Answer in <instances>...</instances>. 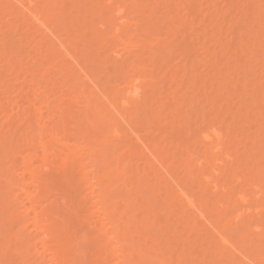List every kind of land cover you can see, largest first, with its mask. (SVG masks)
Wrapping results in <instances>:
<instances>
[{"label": "rangeland", "instance_id": "obj_1", "mask_svg": "<svg viewBox=\"0 0 264 264\" xmlns=\"http://www.w3.org/2000/svg\"><path fill=\"white\" fill-rule=\"evenodd\" d=\"M257 1L258 5L263 7V24H260L261 26L253 24L255 26L253 28L256 29L254 33L258 35L257 40H263V42L260 43L259 41V46L254 44L255 47L252 44L254 41L258 42L254 39L256 34L250 35V30H244L245 28L243 29V36L240 37V33H238L240 28L247 24L244 23L246 15L239 10H241L242 5H245L246 9L250 0H0V127H2L0 128V139L8 131L10 133L15 132L14 130L20 124L16 119L17 117L19 119L29 118L28 124H25V131L20 129L15 133L17 135L13 144L15 143L16 147L13 146L16 149H13L18 150L19 144H22L20 141L22 139H19L23 136L21 133H27L31 130L27 129V126L32 125L31 132H37L38 122L35 119H37L38 114L30 105L31 102L36 103L35 108L37 106L42 108V106L45 107V104L43 105L41 102L45 103L44 101L50 97L49 100L55 101L54 105L52 102L50 104L55 106L54 111L56 106H59L58 112H62V109L64 113H67L69 118L67 120L65 118L66 122L61 120L63 124L67 123L66 129L62 130L61 121L57 119L59 116H56L55 122L51 121L54 119H50L49 113L51 112L49 109L47 112V108H42L41 117L43 116L45 120L50 119L49 122L51 121V123H48V120L45 121L43 117L41 119L48 123V127L57 125L56 128L63 136L60 135L63 143L66 141L70 146L76 145V150L81 149L82 153L83 148H85L86 154H84L88 158L84 155L81 157H85L82 159L83 162H86L87 167L91 166L88 170H92L93 176L95 175L94 178L91 177L94 182L99 183L98 179V181L94 180L98 178V175L104 176L108 173L110 177L107 176L106 179L102 177L100 181L103 185L110 186L109 190L116 192V200L122 202L127 200L128 215L123 214L125 206L120 204L115 213V219L123 230L125 222L128 219L130 221L127 229L131 233L129 238L132 244L138 246L139 250L135 264L142 263L143 255L148 258L147 264H191L190 260L181 259L188 254L186 249L189 247H191V252L192 248L195 247L194 255L198 257V264H208L209 260H215V264H222L223 252L218 248L219 246L213 237L209 235L212 230L203 225L200 219H196L195 223L183 219L185 217H183L182 212L186 211V215L191 213L178 198L177 188L172 187V179L174 181L184 177L180 180L182 183L187 178L188 172L179 165L180 163L175 162L170 157L166 158L165 165L171 168L169 174L171 176L166 175L156 161L153 160L151 163L152 160L149 159V155L144 154L143 147L138 143V137L147 145L154 143L162 147L163 140H166L168 148L171 150H173L174 145L178 144L182 153L185 152L186 148L190 154L194 151L200 153L202 144L199 141L198 132L206 130L210 124L219 126L220 121L217 116V118L207 119L205 123L202 121L195 122V114L196 112L200 114L209 109V106L207 107L204 102L201 104L200 102L204 97L208 98L207 93L216 90L219 94L216 112L225 121L226 130L230 126L233 137L238 134L243 135L241 143L236 140L233 144L234 148L230 151L235 153L237 150L238 153L235 157H238L245 153L244 143L246 141L256 140L254 144L252 140L249 144L250 147H254L250 151V155L256 161H263V164L258 167L260 178L256 180V183L263 184L264 203V0ZM19 3L29 7L31 15L24 14ZM118 7L124 8L122 16L123 19H129L131 22L130 30L135 35V41H130L122 29H120L119 34L121 40L113 37V27L120 22L116 18L117 16L113 15V11ZM107 8L110 9V12H106ZM226 11L229 12L226 14ZM95 12L99 14L94 16L93 13ZM104 12L106 15L104 14L102 17ZM34 17L38 20L35 21ZM237 20L241 23L240 25H238L239 23L235 24ZM150 22L156 23L157 30L159 29L158 35L155 37L157 39L153 41L156 44L153 49L155 54L150 53L149 47L142 46V41L148 39L144 35L146 34L144 28ZM122 40L125 41V44L122 43ZM249 53L252 55L247 56ZM205 58H209L211 61L206 63ZM260 59H263V63L259 62ZM133 61L139 62L138 66L153 64L158 67V70L152 76L145 71L140 82L143 88L141 89L140 102L137 104V102L130 100L125 112L128 115L132 114L136 109L135 104H137L138 108L147 107L148 110H146L150 113L140 112L138 116L134 117L127 115V124L121 122L123 135L116 139L112 137L114 125L111 122L114 121L113 116H109L110 122L108 123L106 121L99 122L93 116L94 113H90V119H88L84 112L82 94L91 99L92 109H94V105L97 106L98 104L99 107L109 108L113 102L114 93L124 90L126 79L135 74V72L123 68L127 63ZM213 74H216L215 78H221L216 80L212 77ZM161 76L164 77V82L158 84L151 82V78L157 80ZM172 78L180 85L179 89L177 88L178 95L176 98L178 100L177 105L182 104V110L179 113L184 114L183 120H181L182 116H177L171 111L175 101L169 96L168 87L170 85H165L169 84ZM199 80L207 89L200 94L193 85V82ZM246 84L248 86H245ZM36 92H41V97L37 98L39 105L35 100ZM205 93L206 95H204ZM123 94L124 92L118 94V106L121 104ZM151 95L163 98L162 101L158 102L157 107L153 106V102L144 104L143 100L146 97L151 98ZM246 98H250V100L245 102ZM15 106L17 109L22 107L21 111L20 109L17 110ZM28 107L31 108L27 109ZM52 108L50 110H53ZM165 108L169 109L166 110ZM68 111L74 115L70 116ZM155 112L159 113L160 117L166 118L161 125L155 124V118L152 116ZM12 113H15L13 114L14 117L12 122L8 123L7 116L12 115ZM188 114L192 115L189 123L186 118V116L190 117ZM233 118H235L234 121ZM56 120H59V123ZM52 122L54 123L52 124ZM19 134H21L20 137ZM17 137L19 138L17 139ZM64 138L65 140H63ZM35 145L32 146L34 149L29 148L30 145L28 147L23 145L21 148H24H19V150H23L21 153L25 156L29 153L35 154L38 152L35 147H39ZM52 147L57 151V147L61 148L55 147L54 144ZM28 148L29 150H27ZM93 148L97 153L99 152V159H104L101 155L109 152L108 157L112 163L106 166L105 162L102 163L104 160L98 158L96 163L94 160L90 162L89 154ZM41 149L40 147V151ZM169 153L175 152L170 151ZM38 158H35L36 162L34 163L41 161V157L39 160ZM118 160L123 174L118 177L111 176V173L119 175L114 171ZM8 162L6 149L0 142V182H7ZM34 165L40 166L39 163ZM125 167L126 169L123 170ZM204 167L207 168V165ZM238 167L239 171H242L246 183H248L254 167L251 166L252 169H246L245 165ZM43 171L45 169L41 172ZM125 176L136 183L129 199L126 188L122 184ZM62 178L57 180L55 184L57 196L50 198V201L48 199L46 206L48 204V209H54V211L59 209L58 216L51 215V221L54 220L55 223L58 220L57 224L67 222L71 227L76 228V224H80V226L84 224H81L82 221L76 222V224L71 221L73 219H70L72 215L69 212V207L72 209L73 205L75 207L77 203L80 204L76 208L81 210L80 215L84 217L90 211L88 207L85 209L82 199L80 201L71 199L74 195V189H72L73 185L68 182L72 178L70 172L66 173V176L63 175ZM223 181L227 182L229 187L234 186L229 177H225ZM96 183L94 185H97ZM1 185L3 189H0V212L3 210L2 207H5L6 204L8 206V201L5 200L12 194V192L10 195L6 193L4 183ZM31 185L30 189L35 190L36 186ZM199 187L200 185L196 182L191 186L194 189L195 197L199 196L204 201L207 215L211 217L212 221H215L218 216L213 215L212 211L215 210L214 205L221 204V201L219 197L212 195L211 189L203 190L204 188L199 189ZM96 188L97 193L98 187ZM241 190L249 194L253 192V189H249L248 185L241 186ZM84 191L85 189L81 191V194L86 196L91 192L90 190H88L89 192ZM15 194H18L17 191L13 192V197ZM55 199L57 203L54 202ZM60 199L63 200V203ZM64 199L67 200L66 205H64ZM50 204H53L54 208ZM1 216L3 217L4 214H0ZM89 219H91L90 224L93 226L92 222L95 217L90 216ZM9 220L13 221V218ZM17 220L19 223L15 228H11L14 221H9V225H0V231L5 229L6 232V229H10L12 232L14 231L12 229H16L19 235H27L29 231H25V228L29 227V223L22 227V220ZM214 224L216 225V223ZM219 224L222 226L223 222H219ZM194 225L198 229L192 230ZM92 226L89 227L92 228ZM89 227L88 229H90ZM77 228L76 230H79ZM11 232L7 231L6 233L12 237ZM6 233L0 235V246L7 244L6 237L9 236L5 237ZM240 235L244 237L241 239L240 246L247 249L245 254L233 259V264H264V215L263 242L259 241L257 236L249 234L248 229L243 230ZM8 239L12 240V242L9 240L12 243V253L8 255L7 261L3 260L1 264H24L25 256H19L16 252L21 246V242L14 241L10 237ZM4 240L6 241L4 242ZM35 240L37 242V238ZM82 241L85 243L80 241L78 242L80 244H75V248L79 250L82 247L80 251L83 253L85 251L88 255L92 251V243L86 240ZM209 251L213 254L212 256L211 254L210 256L207 255ZM260 251L263 253L260 254ZM85 259H81V264H96L94 263L96 259L91 263L89 256ZM99 261L104 262L103 260Z\"/></svg>", "mask_w": 264, "mask_h": 264}, {"label": "bare ground", "instance_id": "obj_2", "mask_svg": "<svg viewBox=\"0 0 264 264\" xmlns=\"http://www.w3.org/2000/svg\"><path fill=\"white\" fill-rule=\"evenodd\" d=\"M248 3L246 5V9L244 7L245 5H242L241 10H239V12L242 11L244 13L242 12L241 13L246 15V19L244 20V23H247L245 27L240 28L238 32L240 33L239 35L240 37L244 35V30H250L249 32H250V35L252 34V36L253 34L257 35V33H254L256 29L253 28L255 27L253 26V24H255L256 26L257 25L261 26L263 24L262 22L263 21L262 19L263 7L261 6L262 7L261 8L259 6L260 4L258 5L257 0H250V2ZM19 6L21 7V11L24 14L31 15V10L29 7H25L23 3H19ZM249 7H251L252 9ZM123 9L124 8L118 7L116 10L113 11V15L117 16L116 18L120 20V22L113 27V37L115 39L121 40V37L119 36V34H120V29H122L124 30L125 34H127L130 41H135V35L130 30V26L132 25L131 22L129 21V19H123V16H122V14H124ZM100 11L102 10L100 9ZM106 12H110V9H108ZM106 12L102 13V17L104 16V14L106 15ZM228 12L229 11H226V14ZM98 14H99L98 12L93 13L94 16ZM222 16H224V13H222ZM34 18H35V21L38 20L36 17ZM236 23L238 24L239 20H237L235 24ZM240 24L241 23H239L238 25ZM158 30H157V25L154 22L153 23L150 22L149 25H147V27L144 28V32L146 33L144 35H146L148 39L144 41L141 40L142 46L149 47L151 54H155L153 49L156 46V44L153 41L157 39L155 37L158 35L157 33ZM257 37L258 35L254 39L257 40ZM259 41L257 43L254 41L252 45L255 44L259 46ZM261 41L263 42V40ZM122 43L125 44V41L122 40ZM203 46H204V43H203ZM248 55L250 56L252 55V53L247 54V56ZM204 60L206 61V63L211 61L209 58H205ZM259 62L263 63V59H260ZM139 64H140L139 62L133 61V62L127 63L123 67L124 69L130 70L131 72H135V74L132 75V77L126 79L125 87L123 88L124 90H120L118 92L114 91L115 93L113 97V102L110 104L109 108L99 107V104H98L97 106L94 105L95 107L94 109H92L93 105L91 103V99L87 96L85 97L82 94V96L84 97L83 98V105L85 109L84 112L87 115L88 119H90V113H94L93 116H95L99 122L106 121L108 123L110 122L109 116L111 115L113 116L114 121L111 122L114 125L112 137L116 139L121 138V136L123 135L122 133L123 125H121L122 124L121 122H123L124 124H127L126 118L128 114H126L125 109L127 108L129 101L133 100L137 102V104H139L140 102V95L142 92L141 89H143L140 82L142 81V76L145 75L144 74L145 71L149 72L150 76H152L158 70V67H156L153 64L138 66ZM215 76L216 74L212 75V77H214V79L216 80H219L221 78V77L215 78ZM199 77H202V76H199ZM163 80H164L163 76H161L157 80H155L154 78H151V82L157 83V84L164 82ZM201 82L202 81L200 80L193 82V85L199 94L202 93L203 90L207 91L206 87ZM171 85H174L173 86L174 88ZM165 86H169L168 87L169 96L173 101H175L173 102V107L171 111L174 112L177 116H182L181 120H183L184 114L179 113V111L182 110V104L177 105L178 100L176 98V95H178L177 90L179 89L180 85H178L176 80L172 78L169 84ZM245 86H248V84H246ZM121 92H124V94H123V97L121 98V104L120 106H118L119 105L117 104L118 94ZM36 93L37 95L35 97L36 98L35 100L36 102H38L41 92H36ZM204 95H206V93ZM207 95H208V98L204 97V99H202L200 104L204 102L207 105V107L209 106V109L200 114L194 110V112H196L195 122L202 121V123H205L207 122V119L217 118V116L220 122H219V126L210 124L206 130L198 132L199 141L202 144V150L200 153H196V151H194L193 153L190 154L189 153L190 151L187 150L188 148H186L185 152L182 153L179 150L180 146L177 143H176L177 145H174L172 147L173 150H171L168 148V143H166V140H163L162 147H159L158 144H154V143L152 145H147L140 137H138V143L139 145L143 147L144 154L149 155L148 156L149 159L152 160L151 163H153V160L156 161L159 164V166L163 168L164 173L166 175H169L171 173V168L165 165L166 158H170V157L175 162L180 163L179 165L183 166L184 169L188 172L187 178L184 179L182 183L180 182V180H182L184 177L179 180H174V181L172 179V182H173L172 187L177 188L178 198L180 199L181 202H183V205L191 213L190 215H186L185 214L186 211L182 212V214L184 215L183 217H185L183 219L191 221L193 223H195L196 219H200V221L203 222V225L208 226L212 230L211 232H209V235L213 237V239L219 246L218 248L222 250L223 252L222 257H224V260L222 264H233L234 258L240 256L241 254L246 253L247 248L244 246H240L241 239L244 238L242 235H240L243 230L248 229L249 234H253L257 236L259 241L263 242V215H264L263 184L259 185L258 183H256V180L260 178L259 176L260 172L258 170V167L259 165L263 164V161L261 160L256 161V159H253L252 155H250L251 154L250 151L253 150L254 147H250L249 144L251 140H252V143L254 144V142L256 141L255 139H250V141H246L244 143L245 153H243L242 155L238 157H235L238 151L236 150V152L233 153L230 150L234 148L233 144L236 140L239 141V143H241V140H243V135L238 134L235 137H233L230 126H228L226 130L225 121L221 118V115L218 114V112H216V109L218 108L217 101L219 97V94L216 92V90L210 91L209 93H207ZM103 97L105 98V95ZM49 98L44 101L45 103L41 102L43 105L45 104V107L42 106V108L43 107L44 109L47 108L46 110L47 112L49 109V112H51L49 113L51 115V118L50 116L49 118L54 119L51 121L55 122L56 116H59V118L57 119H60V121L63 120L65 123L67 118H69L68 115H66L67 113L66 112L64 113L62 109H61L62 112H58L57 108L59 106L58 107L56 106V110L54 111L55 106H53L54 105L53 103L55 101L52 102L51 100H49ZM106 100L109 102L108 99ZM162 100L163 98H159L158 96L151 95V98L146 97L143 100V102L144 104H147L148 102H153L152 103L153 106L157 107L158 102ZM249 100L250 98H246L245 102H248ZM51 102L53 105H50ZM31 103L32 104L30 105L34 107L36 113L38 114L37 119H35V121L38 122L37 132L36 133H34V131L31 132V130L33 129L32 125L27 126V129L29 130L31 129L30 131H28L27 133L22 132V131H25L24 130L26 127L25 124L26 123L28 124L29 118L23 119L21 116L22 119H19L18 117L16 118L20 122V124L14 130L15 132L13 133L11 132L12 133L11 134L10 131H8L0 139V142L3 144L4 148L6 149V158L9 161L8 162L9 166L7 167V171H6V173L9 174L8 176H6L7 182L1 181L0 189H3L1 184L4 183L5 187L4 186L3 187L6 189V193L10 195L12 192L11 197L7 198L8 200L7 199L5 200V201H8L7 202L8 206L7 204L5 207H2L4 206L3 204L1 206L4 210V211L1 210L4 216L3 217L1 216L2 219L0 220H2V222H0V225L5 226L6 224L14 221L12 224L13 227L11 228H15V226H17V224L19 223L17 219H20V221L22 220L21 221L22 227L24 224L29 223V227L25 228V231H29V232L27 235L22 236V235H19L18 230L16 229H12L14 230L12 232L10 229H9L10 231L6 229V232L8 231L12 233L13 236L11 237V235H7V233L5 232V229H3L2 232L0 231V235L2 236V234L6 233L4 235L5 237L9 236L14 241L21 242V246H19V249H17L16 252H18L19 256H25L24 264H81L82 263L81 259L84 260L85 257H88V256L90 258V263L91 261L93 262L96 259L94 261V263L96 264H100L101 261L99 260L104 261V262H101V264L103 263L104 264H135L139 250H138V246H135L134 244H132V241L129 238L131 236V233L127 231V229L129 227L130 221L128 219L125 222V226L123 230L120 224L117 223V220L115 219L116 217L115 213L118 211V206L120 204L125 206V211L123 212V214L128 215V210H127L128 204H126L127 200H125V202H122L121 200H118V199L116 200L117 198V196L115 195L116 192L109 190L110 186L103 185V183L100 181L102 177H104L105 179L107 176L110 177L108 173L104 174V176L100 174L98 175V178L94 179V180L98 179L99 183L98 182L96 183L93 181V178L95 175L93 176L91 172L92 170H88V168L91 166L87 164L89 166L87 167L86 162H83V159H85L86 157L85 148H83L82 150L83 153H82L80 151L81 149L76 150V147H75L76 145L70 146L69 144H67L66 141L63 143L62 139L60 138L61 133L56 128L57 125H55V127L54 125L51 127H48L47 124L51 123V121L49 122L50 119H46L48 120V123H47L45 122L46 120L42 116L43 119L45 120L43 121L41 119L42 118L41 117L42 108L39 106L35 108L36 103L35 102H31ZM39 104L40 103L38 102V105ZM137 104H135L136 105V109H134L135 111L132 112V114L130 113L129 115H132V117H134V116H138L140 112H144L146 114L150 113L147 111L148 110L147 107L138 108ZM161 107H163V105H161ZM21 108L22 107H19L20 111H21ZM30 108L28 107L27 109H30ZM50 108H52L53 110H50ZM165 109L168 110L169 108H165ZM15 113H12V115L10 114L7 116L8 123L12 122L11 120L14 117L13 114ZM68 113L70 116H72L73 114V113L70 114L69 111ZM152 116L153 118H155L154 119L156 121L155 124L157 125H161L163 121L166 119L164 117H160V114L156 112ZM191 116L192 115H190V117L186 116L188 123L191 120ZM234 120L235 118H233V121ZM56 121L59 123V120H56ZM14 122H17V121H14ZM54 122H52V124ZM58 123H55V124H58ZM3 124L6 125V123H3ZM60 125L63 127L62 130H65L67 123L63 124L61 121ZM20 129H22L21 134L23 136L19 134V137L21 136L22 138L17 137V139L18 138L22 139L20 140L22 144H19L20 141L18 140L19 141L18 144L20 146L18 147V150H15L16 149L15 148L16 146L14 145L15 143L13 144V142L16 140V135H17L15 133L17 131H20ZM63 140H65V138ZM34 144L39 146L38 147L39 149L35 147V149L38 150V152L36 151L37 153L35 154L29 153L28 155L26 154L25 156L21 153L23 150H19V148H21L23 145L24 147L25 145L27 147L28 145H30L29 148H32ZM53 144L55 145V147L59 146L61 148L59 149L57 147L58 149L57 151L55 148L53 149L54 147V146L52 147ZM40 147L42 148L41 151H40ZM29 148L27 150H29ZM32 149H34V147ZM170 151H174L175 153L171 154L169 153ZM98 153L93 148V151L89 154L90 155L89 158L92 160V161L90 160V162H93L94 160L96 163V161H98L99 159ZM108 154L109 152H107L105 155H101L104 159L100 158L101 160H104L102 161V163L105 162L104 164L106 166L112 163L111 159H109L108 157ZM82 155H84L85 157L84 158L81 157ZM261 155L263 157V152ZM37 156L39 158L41 157L40 158L41 161L37 162L40 164V166L34 165V164L37 165V163H34L36 162L35 158H38ZM19 159L21 160V162H18L20 161ZM205 165H207V168L204 167ZM240 165L241 166L245 165L246 169H252L254 167L251 171V174H250L251 178L250 180H248V183H246V180L243 177L242 171L241 172L239 171L238 166ZM119 168H120V164L118 160L114 171L119 173V175H117L116 173H113V174L111 173V176H116V177L121 176L123 172H122V168L120 169ZM44 169L45 171L41 172ZM125 169L126 167L123 170ZM68 172H70V175H72V178L68 182L73 185V188L72 187L71 188L74 189V195H73V198L71 199L72 200L78 199L75 201H80L82 199L81 201L83 202L82 204L85 205V209L86 207H88L90 211L89 212L88 210H86L87 212H89L90 215L87 213L88 215L85 214L86 217H84L80 215L81 210L79 211L77 209L80 204L78 205L77 203L76 204L77 206L75 207L72 204L73 205L72 209L71 207H69V212L72 215L70 219L71 218L73 219L71 221H73L74 224H76V222L82 221L83 223L81 224H84L81 226L80 224L75 225L76 228L77 226H79L78 227L79 230H76L75 227L74 228L71 227L69 223L67 222L60 221L62 223L57 224L58 220L55 223L53 222L54 220L51 221V215L58 216L57 214H59L58 212L59 209L56 207L57 209L55 208L56 210L54 211V209H48L49 207L48 204L46 206V201H48V199L50 201V198L57 196V193H55L56 192L55 184L57 180L62 178L63 175L66 176V173L68 174ZM92 176L93 178H91ZM218 176H220V179H218ZM225 177L231 178L234 183V186L229 187L227 182L223 181ZM195 182L200 185L199 189H203V188H204L203 190L211 189L212 195L214 197H219L221 204L217 203L216 205H214L215 210L212 211L214 213L213 215L218 216V218L215 221H212L211 217L207 215L205 211V207H204L205 206L204 201L202 200V198L199 196L195 197L194 189L191 188V186H193ZM95 183L97 185H94ZM31 184H34L36 186L35 190L30 189V187L32 186ZM122 184L126 188L127 196L129 199L136 183L133 180H131L128 176H125L123 178ZM243 185H248L249 189L251 190L253 189L252 194H249L241 190V186ZM95 186L98 187V190H99V191L97 190V193H96L97 188ZM83 189H85L86 192L88 190L91 191L90 193H88L89 195L87 194L88 196L81 194V191ZM14 191H17L18 194H15L13 197ZM10 198L11 200H9ZM60 201L62 202L63 200L60 199ZM54 202L57 203L56 199L54 200ZM66 204H67V200L64 199V205ZM50 205H52L53 207V204H50ZM56 206L58 205L56 204ZM1 212L0 214H2ZM90 216L95 217V219L92 222L93 226L92 224H90L91 223L90 220L92 219V218L89 219ZM4 217H7V218H4ZM12 218H13V221H10L9 219H12ZM219 222H223L222 226L219 224ZM214 223H216V225ZM89 226H92V228H90ZM88 227L91 230L88 229ZM186 227L187 225L185 226V228ZM191 229L196 230L198 229V227L194 225ZM80 230L82 233L80 232ZM8 238L6 237L7 241L4 240V242L6 241L7 244L0 246V264L3 262V260L5 261L7 259L8 255H11L12 253V245H11L12 240ZM36 238H37V242L35 240ZM82 240L90 241L92 243L93 247L90 246L92 247V251L90 250L91 252L88 255L85 253V251L84 253L80 251L82 247L80 249L78 248L79 250L75 248V244L77 245V243L80 241L81 243L84 242ZM182 245L184 246V244ZM180 246H181V243H180ZM186 251L188 252V254L185 255L181 259H183L184 261L190 260L191 264H198L197 263L198 257L194 255L195 247L192 248V252H191V247L187 248ZM260 252H261L260 254L263 253V251H260ZM210 254L211 256L213 255L211 251L207 252L208 256H210ZM142 257L143 259L141 260L142 261L141 264H147V261H148L147 256L143 255ZM97 259L99 263L97 262ZM214 261L209 260L208 264H215Z\"/></svg>", "mask_w": 264, "mask_h": 264}]
</instances>
